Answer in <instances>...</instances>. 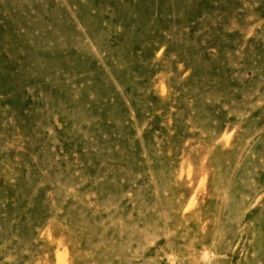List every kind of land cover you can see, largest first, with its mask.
<instances>
[{
  "label": "rangeland",
  "instance_id": "rangeland-1",
  "mask_svg": "<svg viewBox=\"0 0 264 264\" xmlns=\"http://www.w3.org/2000/svg\"><path fill=\"white\" fill-rule=\"evenodd\" d=\"M0 264H264V0H0Z\"/></svg>",
  "mask_w": 264,
  "mask_h": 264
}]
</instances>
